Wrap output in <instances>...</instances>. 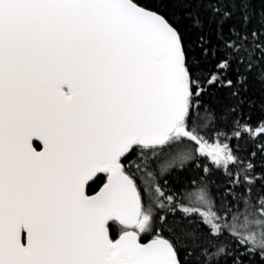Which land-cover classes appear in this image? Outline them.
I'll return each instance as SVG.
<instances>
[{"label":"snow or ice","instance_id":"obj_1","mask_svg":"<svg viewBox=\"0 0 264 264\" xmlns=\"http://www.w3.org/2000/svg\"><path fill=\"white\" fill-rule=\"evenodd\" d=\"M0 264H264V0H0Z\"/></svg>","mask_w":264,"mask_h":264}]
</instances>
